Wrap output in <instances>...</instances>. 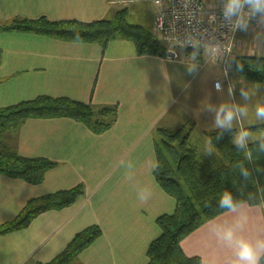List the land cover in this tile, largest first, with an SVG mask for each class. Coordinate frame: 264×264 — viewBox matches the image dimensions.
Returning a JSON list of instances; mask_svg holds the SVG:
<instances>
[{
	"label": "crops",
	"instance_id": "obj_1",
	"mask_svg": "<svg viewBox=\"0 0 264 264\" xmlns=\"http://www.w3.org/2000/svg\"><path fill=\"white\" fill-rule=\"evenodd\" d=\"M207 1L211 7L221 6L216 0ZM123 7L147 21L139 24L153 28L157 7L152 0L126 6L111 0H0V21L46 16L53 21L90 22L111 18ZM260 27L264 29V24ZM245 32L252 36L250 30ZM205 52H209L206 59L197 61L183 59L176 50V56L138 54L128 39L118 38L103 47L99 42L0 30V107L42 94L119 105L117 121L102 133L68 117L30 118L17 129L0 130V149L9 147L22 156L57 162L39 183L0 173V225L14 219L31 198L85 185V194L72 205L47 210L27 227L0 234V264L48 262L93 224L101 226L103 233L79 254L78 262L147 263L148 248L161 234L157 218L176 207V200L159 185L152 170L158 141L155 130L192 125L190 129L199 128L207 136V131L218 128L220 105H213L205 80H219L221 67L207 74V64L212 60L221 64L210 49ZM193 63L195 71L189 74ZM211 86L218 94L232 92L229 77L220 91L214 83ZM141 188L151 192L146 202L138 199ZM240 213L247 217L242 229L236 224ZM229 227L237 237L264 238V205L244 203L235 213L226 211L205 222L182 240L183 250L200 256L202 264H233L234 243L220 239Z\"/></svg>",
	"mask_w": 264,
	"mask_h": 264
},
{
	"label": "trees",
	"instance_id": "obj_2",
	"mask_svg": "<svg viewBox=\"0 0 264 264\" xmlns=\"http://www.w3.org/2000/svg\"><path fill=\"white\" fill-rule=\"evenodd\" d=\"M0 30L33 32L62 40L99 42L103 47L118 38L128 39L135 43L138 54L168 56L171 49L152 29L130 22L127 7L117 10L111 18L90 22L17 16L9 21H0ZM193 51H198L195 59L201 61L203 49L186 48L190 55ZM237 63L243 65L242 70H238ZM231 66L243 79L264 84V55H238L232 59ZM118 115L117 104H93L68 96L42 94L0 107V130L17 129L30 118L68 117L86 124L95 133H102L115 124ZM249 128L264 131V123ZM191 131L158 128L156 163L159 167L154 174L165 192L174 197L176 207L173 212L157 218L161 234L151 242L146 264H202L201 257L188 255L181 242L205 222L227 211L219 207V197L223 192H231L237 201L264 205L261 203L264 200V171H257V167L264 169V153L258 151L260 141L249 144L254 160L248 161L244 159L243 151L232 143L237 133L235 128L218 127L206 132L214 147L211 155L190 140ZM240 162L250 171L247 180L237 167ZM56 164L46 157L22 156L9 147L0 149V173L31 183L43 181L46 173ZM183 184L190 194H187ZM83 194L85 185L80 183L31 198L14 219L0 225V234L25 228L39 214L70 206ZM102 233L101 226L90 225L79 231L52 260L38 264H83L78 262L79 254Z\"/></svg>",
	"mask_w": 264,
	"mask_h": 264
},
{
	"label": "clouds",
	"instance_id": "obj_3",
	"mask_svg": "<svg viewBox=\"0 0 264 264\" xmlns=\"http://www.w3.org/2000/svg\"><path fill=\"white\" fill-rule=\"evenodd\" d=\"M222 14L224 19L229 22L227 26L233 31L237 29L247 31L249 23L252 20H257L258 23L264 24V0H226ZM194 47L198 48L199 45H194ZM197 53L198 51L192 52L193 60H195ZM237 65L238 70L243 69L242 64L237 63ZM187 70L189 74H192L195 71V64H190ZM214 87L217 91H220L222 85L217 81ZM241 97L247 101L250 99V94L247 90L242 89ZM239 116L248 117L247 106L240 107L222 104L216 110L215 125L221 128H231L233 121L238 119ZM255 119L258 122H264V103L257 102ZM257 140L260 141L258 151L264 153V132L253 134L252 131L241 127V130L235 135L232 143L237 146L238 150L243 151L245 160L252 161L254 160L253 150L249 147V144ZM206 153L211 155V148ZM158 167V163L152 164L153 171L157 170ZM237 167L241 175L247 180L250 177L249 169L244 166L243 162H240ZM257 171H264V169L257 167ZM150 197L151 192L148 188L139 189L138 199L140 201L146 202ZM244 203V201L235 200L232 193L228 191L221 193L219 197V207L232 213L241 209ZM261 203H264V200H261ZM246 220L247 217L243 213H240L236 221L237 227L242 229ZM220 239L227 244L234 243L235 259L233 264H264V238H257L253 241L243 237H237L234 229L229 227L222 231Z\"/></svg>",
	"mask_w": 264,
	"mask_h": 264
},
{
	"label": "built area",
	"instance_id": "obj_4",
	"mask_svg": "<svg viewBox=\"0 0 264 264\" xmlns=\"http://www.w3.org/2000/svg\"><path fill=\"white\" fill-rule=\"evenodd\" d=\"M128 4L141 0H111ZM157 7L155 32L167 43L180 47L210 49L214 59L228 71L239 29L233 31L223 8H211L203 0H152ZM217 82V81H216ZM221 84V81H218Z\"/></svg>",
	"mask_w": 264,
	"mask_h": 264
},
{
	"label": "rangeland",
	"instance_id": "obj_5",
	"mask_svg": "<svg viewBox=\"0 0 264 264\" xmlns=\"http://www.w3.org/2000/svg\"><path fill=\"white\" fill-rule=\"evenodd\" d=\"M203 1L206 5H208L207 2H209V1H207V0H203ZM216 2L220 3V5H221L220 7H224L226 0H218V1L216 0ZM132 3H135V2H129L128 4H118V5L126 6V5H130ZM222 4H224V5H222ZM213 7H211V8H213ZM217 8H219V7H217ZM128 16H129L130 22H132V23L146 24V22H147L146 20L143 21L142 19L138 18L135 15L129 14V10H128ZM156 16H157V14H156ZM155 20H156V17H155ZM260 25L261 24L258 23L257 20L250 21L248 30H250L252 32V36L247 35V32H245V31H242V30L238 31V34H237V37H236V40L234 43L233 58L238 56V55L257 56V55L264 54L261 52L264 50V38H263V36H264L263 30L264 29L261 28ZM154 26H155V22H154ZM154 26L151 29L156 34ZM260 29H262V30H260ZM165 43H167V42H165ZM167 44L171 47V49L169 51L175 52V50H176L180 55H182L183 59L193 60L192 55H190L186 52L185 47H180V46H177L175 44H170V43H167ZM205 49H207V48H205ZM208 53L209 52H207V54H206V52L204 54L203 53L201 54L202 55L201 61L203 60V56L206 59V57L208 56ZM211 54H212V51H211ZM174 56H176V53H174ZM212 61L209 64H207V69L209 71V72H207V74H210V73L212 74L213 72L215 73L216 70L218 69V67H221L220 70L222 71V75L219 76V80H217V81H221V85H222V83L225 81L226 77L227 78L229 77V79L231 78V88H232V92H230V96H227L226 94H224L225 90H223V92H220V94H218V93L214 92V90L212 91L211 85H213V83L214 84L216 83V81L214 82L215 79L214 80L211 79L210 81H209V79L208 80L206 79L205 80V86L207 89V95L209 96L211 101H213L212 102L213 105L217 104V102H218L220 106L222 104H226V105H230V106L235 105V106H240V107L247 106L248 117L239 116L238 119L233 121L232 128H235L237 130V133L241 130V127L252 131L253 134H259L260 132H264V131H254V130L249 128L252 125L264 123V122H258L255 119V107H256L257 102L264 103V84H259V83L250 82L248 80H245L238 73H236L234 70H232L233 69L232 66H231V68L229 67L230 70L228 69V71H229L228 72L224 69L222 64H221L222 66L221 65L217 66L216 63L214 61L213 62ZM222 68L224 69L225 72H228V74L227 73L225 74V72L223 71ZM212 77H213V75H211L208 78H212ZM215 78H217V77H215ZM224 86L227 87L226 83ZM242 89H245L249 92V94H250L249 100L246 101L241 97V90ZM193 123L194 122L191 121V124H193ZM192 127L193 126L190 125L189 127H187V129H185V127H181V128H183L185 132H189L190 128H192ZM158 128L159 127H157V129L155 131H158ZM192 130H194V133L190 136L191 139L196 140L197 144L203 150H208L209 148H211V150L214 149L209 138L205 135V133L201 129L196 128V129H192ZM183 185H184V188H185V191L187 192V194H190L187 186L185 184H183Z\"/></svg>",
	"mask_w": 264,
	"mask_h": 264
},
{
	"label": "water",
	"instance_id": "obj_6",
	"mask_svg": "<svg viewBox=\"0 0 264 264\" xmlns=\"http://www.w3.org/2000/svg\"><path fill=\"white\" fill-rule=\"evenodd\" d=\"M172 54H174V52L173 51H169L168 56H172Z\"/></svg>",
	"mask_w": 264,
	"mask_h": 264
}]
</instances>
